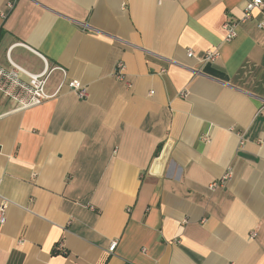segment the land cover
Here are the masks:
<instances>
[{"label": "crops", "instance_id": "0c3cea01", "mask_svg": "<svg viewBox=\"0 0 264 264\" xmlns=\"http://www.w3.org/2000/svg\"><path fill=\"white\" fill-rule=\"evenodd\" d=\"M9 1L0 64L40 73L46 59L52 72L39 105L0 94V264H264L262 10L243 21L249 0Z\"/></svg>", "mask_w": 264, "mask_h": 264}, {"label": "built area", "instance_id": "2783aa9c", "mask_svg": "<svg viewBox=\"0 0 264 264\" xmlns=\"http://www.w3.org/2000/svg\"><path fill=\"white\" fill-rule=\"evenodd\" d=\"M16 0H10L8 5L13 7ZM161 2L162 0H158ZM255 10H262L263 17L259 21L258 26L264 30V0H249L244 9V15L242 20L246 21L253 17ZM235 22H226L225 27L228 30L227 40L230 41L236 37V27ZM190 57L194 56V51L190 50L188 52ZM218 58V54L212 50L208 51L205 60L215 61ZM10 65L5 66L0 64V94L6 95L11 101H13L15 108L24 109L33 107L43 103L45 100L50 98L45 90L47 80L52 72L47 60L44 70L40 73H30L24 67L14 62L9 57ZM25 73L28 75L29 80L22 78L21 74ZM126 64L122 61L118 62L116 65L115 76L120 80H125ZM66 84L69 89L76 92L80 98H86L88 96V89L80 79H66ZM129 87L132 83L127 81ZM186 95V93H184ZM233 170L228 168L227 171L218 180L210 183L211 189H216L219 186H224L229 179L232 178ZM9 201L4 198L0 202V226L6 222L7 208ZM256 232H252V236H255ZM118 241L112 242L109 250L114 251Z\"/></svg>", "mask_w": 264, "mask_h": 264}]
</instances>
